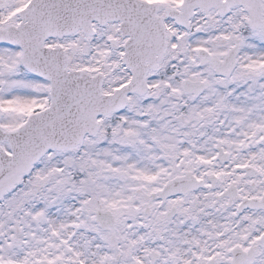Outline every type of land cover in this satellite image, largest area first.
I'll list each match as a JSON object with an SVG mask.
<instances>
[{
  "label": "snow or ice",
  "instance_id": "obj_1",
  "mask_svg": "<svg viewBox=\"0 0 264 264\" xmlns=\"http://www.w3.org/2000/svg\"><path fill=\"white\" fill-rule=\"evenodd\" d=\"M0 264H264V0H0Z\"/></svg>",
  "mask_w": 264,
  "mask_h": 264
}]
</instances>
